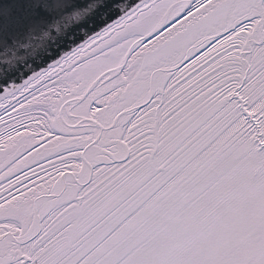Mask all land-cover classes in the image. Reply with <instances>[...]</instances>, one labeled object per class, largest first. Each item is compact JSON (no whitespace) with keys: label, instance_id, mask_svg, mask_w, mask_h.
I'll list each match as a JSON object with an SVG mask.
<instances>
[{"label":"snow or ice","instance_id":"6c2138e0","mask_svg":"<svg viewBox=\"0 0 264 264\" xmlns=\"http://www.w3.org/2000/svg\"><path fill=\"white\" fill-rule=\"evenodd\" d=\"M71 13L0 65V264H264V0H0L2 46Z\"/></svg>","mask_w":264,"mask_h":264},{"label":"water","instance_id":"95a60500","mask_svg":"<svg viewBox=\"0 0 264 264\" xmlns=\"http://www.w3.org/2000/svg\"><path fill=\"white\" fill-rule=\"evenodd\" d=\"M133 3L136 0H132ZM87 20V14H69V18H62L58 24H49L29 30L23 36L13 37L11 45L2 46L0 41V65L11 67L31 63L32 60H39L45 55L49 48L61 40L71 27L83 24ZM85 30L81 29L83 33Z\"/></svg>","mask_w":264,"mask_h":264},{"label":"rangeland","instance_id":"374dc122","mask_svg":"<svg viewBox=\"0 0 264 264\" xmlns=\"http://www.w3.org/2000/svg\"><path fill=\"white\" fill-rule=\"evenodd\" d=\"M246 216H247L248 219H251V216H252L251 207L247 210ZM235 223H236L235 221H226L225 224H224L225 230L231 228Z\"/></svg>","mask_w":264,"mask_h":264}]
</instances>
